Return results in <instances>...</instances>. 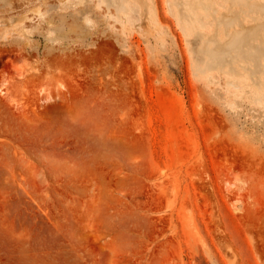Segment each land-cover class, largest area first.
Listing matches in <instances>:
<instances>
[{"label":"rangeland","instance_id":"1","mask_svg":"<svg viewBox=\"0 0 264 264\" xmlns=\"http://www.w3.org/2000/svg\"><path fill=\"white\" fill-rule=\"evenodd\" d=\"M189 1L0 0V264H264V0Z\"/></svg>","mask_w":264,"mask_h":264},{"label":"bare ground","instance_id":"2","mask_svg":"<svg viewBox=\"0 0 264 264\" xmlns=\"http://www.w3.org/2000/svg\"><path fill=\"white\" fill-rule=\"evenodd\" d=\"M177 1H178V0H177ZM180 1H181V0H180ZM186 1H187V0H186ZM188 1H189V0H188ZM261 1H262V0H261ZM183 2H184V1H183ZM189 2H190V1H189ZM240 2L243 3V5H244V0H241ZM185 3H186V2H184V4H185ZM204 3H205V2H204ZM121 4H122V3H121ZM177 4H178V3H177ZM191 4H192V2H191ZM205 4H206V3H205ZM207 5H210V3L207 4ZM259 5H260V4H259ZM119 6H120V5H119ZM188 6H189V5H188ZM194 6H195V5H194ZM194 6H192V7H194ZM210 6H211V5H210ZM120 7H121V6H120ZM122 7H123V6H122ZM124 7H125V6H124ZM183 8H184V10L187 9V7H183ZM205 8H206V7H205ZM232 8H233V7H232ZM253 8H255V7H253ZM256 8H257V7H256ZM121 9H122V8H121ZM188 9H189V8H188ZM188 9H187V10H188ZM258 9L260 10V8H257L256 10H258ZM256 10H255V11H256ZM261 10L264 11V5L261 6ZM261 10H260V11H261ZM182 11H183V10H181V12H182ZM238 11H239V10H238ZM262 11H261V12H262ZM236 12H237V11H233V12H232V13H234V18H233V19H236V18H235V14H239V13H236ZM261 12H260V13H261ZM185 13H186V10H185ZM225 13H226V12H225ZM188 14H189V13H188ZM240 14H241V13H240ZM183 15H184V13H183ZM222 15H224V14H222ZM229 15H230V13H229ZM232 16H233V15H232ZM262 16H263V15H262ZM183 17H184V16H183ZM222 17H224V16H222ZM222 17H221V19H223V21H225V20L227 19V17H226V19H225V18H222ZM230 17H231V16H230ZM260 17H261V16H260ZM187 18H189V17H187ZM237 18H238V16H237ZM263 18H264V17H263ZM221 19H220V20H221ZM224 19H225V20H224ZM233 19H231L232 21H229L231 24L234 23V20H233ZM218 22H219V21H218ZM226 22H227L226 25H228V21H225V23H226ZM256 24H257V23H256ZM239 26H240V25H239ZM242 26H243V25H242ZM258 26H259V25H258ZM234 28H235V27H234ZM244 28H245V25H244ZM246 28H247V26H246ZM250 28H251V29H250ZM253 28H255V27H253ZM253 28H252V27H249V29H250L251 31H253V30H252ZM257 28H258V27H257ZM237 29H238V28H237ZM240 29H241V28H240ZM250 30H248V32H249ZM237 31H238V30H237ZM246 31H247V30H246ZM246 31H245V32H246ZM257 31H258V30H257ZM226 33H227V32H226ZM226 33H225V34H226ZM231 33H233V32H231ZM254 34H255V30H254ZM228 35H230V33H229ZM232 35H233V34H232ZM237 35H238V34H237ZM245 35H246L245 33H244V35H243V33H242V35H240V36L244 37ZM247 35H248V33H247ZM252 35H253V33H251V37L253 38ZM255 35H256V34H255ZM238 36H239V35H238ZM214 37H215V36H214ZM214 37H212V39H214ZM216 37H217V36H216ZM226 37H230V36H226ZM242 37H239V38H242ZM251 37H250V38H251ZM263 37H264V36H263ZM231 38H233V37L231 36ZM208 39H209V38H208ZM215 39H216V38H215ZM217 39H218V38H217ZM228 39H229V41H230V38H228ZM225 40H226V38H225ZM239 40H241V39H239ZM251 40H252V39H251ZM254 40H255V39H254ZM220 41H222V40H220ZM226 41H227V40H226ZM236 41H237V40H236ZM248 41H249V40H248ZM248 41H247V42H248ZM258 41H259V40H258ZM258 41H257V43H260V41H259V42H258ZM224 42H225V41H224ZM231 42H232V41H231ZM247 42H246V43H247ZM233 43H234V42H233ZM233 43H232V44H233ZM236 43H237V42H236ZM236 43H234V44L237 45V44L239 43V41H238L237 44H236ZM246 43H245V44H246ZM229 44L231 45L230 42H229ZM203 45H204V44H203ZM249 45H250V44H249ZM255 45H256V44H255ZM215 46H216V45H215ZM225 46H227V45H225ZM228 46H229V45H228ZM228 46H227V47H228ZM227 47H226V48H227ZM233 47H234V46H233ZM244 47H245V45H244ZM247 47H248V46H247ZM212 48H213L212 45H209V43H205V45H204V49H207L206 51H208V53L206 52V55L208 54L207 56L209 57V59H208V58H207V59L209 60V61H208L209 63H212V62L214 61V58L212 57V56H213V51L211 50ZM263 49H264V48H263ZM229 50H230V47H229ZM244 50H246V48H245ZM234 52H235V51H234ZM234 52H233V53H234ZM242 52H243V51H242ZM242 52H241V53H242ZM246 52H248V51H246ZM249 52H251V51H249ZM253 52H254V51H253ZM235 53H236V52H235ZM235 53H234L233 55H235ZM237 53H238V52H237ZM260 53H262V52H260ZM218 54H220V53H218ZM218 54H216V55H218ZM227 54H228V53H227ZM223 55H226V54H223ZM231 55H232V53H231ZM244 55H245V54H244ZM251 55H252V54H251ZM255 55H256V54H255ZM229 56H230V54H229ZM237 56H238V55H237ZM256 56H257V55H256ZM256 56H254V57H256ZM259 56H261V55H259ZM234 57H235V56H234ZM226 58H227V57H226ZM257 58L260 59V57H257ZM254 59H256V58H254ZM230 60H231V59H230ZM256 61H257V60H255V61H253V62H256ZM258 61H259V60H258ZM256 63H258V62H256ZM233 67H234V65H233Z\"/></svg>","mask_w":264,"mask_h":264}]
</instances>
